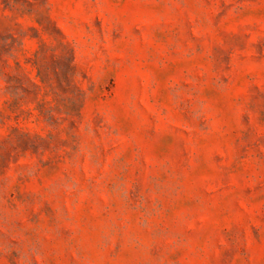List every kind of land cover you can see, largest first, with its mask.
<instances>
[{"label":"rangeland","instance_id":"rangeland-1","mask_svg":"<svg viewBox=\"0 0 264 264\" xmlns=\"http://www.w3.org/2000/svg\"><path fill=\"white\" fill-rule=\"evenodd\" d=\"M0 264H264V0H0Z\"/></svg>","mask_w":264,"mask_h":264}]
</instances>
